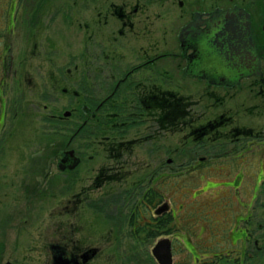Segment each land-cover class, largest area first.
<instances>
[{
    "label": "flooded vegetation",
    "instance_id": "obj_1",
    "mask_svg": "<svg viewBox=\"0 0 264 264\" xmlns=\"http://www.w3.org/2000/svg\"><path fill=\"white\" fill-rule=\"evenodd\" d=\"M90 1L99 4L95 21L86 19L87 13L81 14V19H76L85 36L83 59L80 61V88L75 90L71 86L61 90L70 100L80 97V108L65 111L69 115L63 119L67 120V131L72 136L55 166L69 182L84 180L85 185L73 194V199L68 201L69 206L73 201L82 202L99 214L102 218L101 226L94 246L88 245L86 238L72 236L75 228L72 221H53L51 228L57 235L36 237L34 263L92 264L99 261L104 243H133L145 248L154 244L153 251L151 246L149 251L153 252L158 263L172 264L171 243L173 240L180 241L183 238L182 229L189 228L179 218V210L174 206L182 198L179 191L181 186H176V199H173V194L168 196L167 179L173 175H168L167 165L172 160L166 159L164 164L153 170L151 149H147L146 145L150 146L158 138L165 139L167 131L186 130L194 143L206 148L204 138H209L222 127H233L230 130L233 136L231 141L236 144H241L242 138L251 141L232 157L208 155L214 162L222 159L246 162L251 157L249 153L256 148L263 150V156L264 141L257 144L252 141L259 137L258 131L233 125L232 117L225 113L213 116L209 110L213 108L210 103L195 119L192 111L202 106L201 100L227 98V95L233 94L231 91L242 88L248 81L262 89L264 21L246 6L233 5L205 10L202 5L205 0H195L189 4L187 19L179 25L174 38L175 46L153 53L150 44L137 48L130 45L131 37L132 41L139 39L145 43L147 34H150L151 18L142 17L144 11L139 12V7L132 8L127 0H108L107 3L106 0ZM255 2L260 5L263 0ZM177 3L179 8L186 7L182 0H177ZM11 16L13 19L14 13ZM5 30L6 39L2 41L0 51V122L5 111V87L9 79L7 64L10 28ZM77 69L75 66V71ZM72 72L70 68L65 70L68 75ZM216 95L219 97L215 98ZM78 110L79 119L73 121L71 118ZM89 129L94 130L95 136L98 133L101 135L102 139L98 140L97 146L102 148L105 157L103 161L96 160L83 177L80 170L88 166L94 157L85 159L77 155V150L71 145L73 140L85 133L89 136ZM141 145L148 152L144 173L139 174L140 168H137L136 158H132V154L133 148ZM200 160H205V157ZM262 175L260 177L264 180V172ZM174 176L178 178L182 174ZM242 179L243 175L239 174L236 181L229 183L231 188L224 186L227 184L222 187L230 189V195L234 196L231 193L236 191L235 194L239 196ZM257 191L255 185L250 200L253 201ZM246 204L235 208L227 204L219 206L216 212L227 217L221 221L227 222L231 231L229 235H223L225 232H222L217 239L228 243L230 248L225 247V252L219 254L213 252L212 258L227 257L240 244L235 263L242 264L246 258V245L258 244V240L253 239V206L251 203L250 208H247ZM0 220L2 228L9 227L7 215ZM3 230L0 231V237ZM184 241L189 247L182 246V249L191 254L194 261L198 250L189 238ZM2 242L7 244L4 240ZM2 264L15 263L6 260Z\"/></svg>",
    "mask_w": 264,
    "mask_h": 264
},
{
    "label": "rangeland",
    "instance_id": "obj_2",
    "mask_svg": "<svg viewBox=\"0 0 264 264\" xmlns=\"http://www.w3.org/2000/svg\"><path fill=\"white\" fill-rule=\"evenodd\" d=\"M127 1L132 8L139 7V12L144 11L142 17L150 16L152 22L145 43L139 39L132 41L131 37L130 45L137 48L150 44L153 53H160L161 50H169L175 46L174 38L179 25L187 19L189 4L195 0H182L186 5L184 8L178 7L177 0ZM255 1L205 0L202 5L205 10L233 5L246 6L264 21V0L260 5ZM91 2L0 0V51L1 43L6 39L5 29L10 28L7 64L9 79L5 87V111L0 122V219L7 215L9 227L2 228L0 225V231L4 229L3 236L0 237V264L6 260L15 264H35L36 237L57 235L51 228L53 221H72L75 225L72 236L86 238L88 245H96L94 241L99 235L102 218L82 202L72 200L70 206L68 202L85 185L84 180L69 182L55 166L72 136L67 131V120L63 119L66 117L65 111L80 108V97L70 100L61 90L71 86L75 90L80 88V61L83 59L85 36L76 19H81V14L87 13L86 19L95 21L99 4ZM11 13H14L13 19ZM88 16L91 18H87ZM257 34L259 37L260 34ZM261 53L264 56V50ZM75 66L78 67L76 71ZM66 68L73 70L72 74H66ZM231 92V96L227 95L222 100H201L202 106L195 111L193 108V119L198 113L204 112L210 103L213 108L209 110L213 116L221 113L231 116L233 125L258 131L259 137L252 140L254 143L263 142L264 84L261 89V86H253L248 81L242 88ZM218 97L216 95L215 98ZM79 116L78 110L71 119L78 120ZM232 128L222 127L209 138H204L206 148L194 143L186 130L167 131L165 139L158 138L150 146L146 145L147 149H151L153 170L164 164L166 159L172 160L167 165L168 175H173L167 179L168 196L173 194V199H176V186H181L179 191L182 198L174 206L179 210V218L189 228L182 229L183 238L180 241L173 240L171 243L172 264H237L235 258L240 252V244L227 257L212 258L213 252L219 254L225 252V247L230 248L228 243L217 239L222 232H225L223 235H229L231 228L227 222L221 221L227 217L224 218L222 213L216 211L223 204L235 208L243 203H247V208L252 203L251 222L255 226L253 239H257L258 244L246 245V258L242 264H264V180L261 179L264 172V154L261 156L263 150H253L246 162L227 159L214 162L208 156L232 157L251 141L245 138L241 139V144L231 141ZM101 139L99 133L95 136L94 130L89 129V136L85 133L73 140L71 147L77 150V155L84 156L85 159L94 157L88 166L80 170L83 177L96 160H104L105 153L97 146ZM145 150L144 145L133 148L132 158H136L139 174L144 173L148 152ZM202 157L205 160L201 161ZM177 173L182 176L176 178L174 175ZM239 174L243 175L238 189L239 196L235 194L236 191L231 193L234 195L232 196L228 191L230 189H224L222 185L227 184L224 186L231 188L229 183L236 181ZM255 185L258 191L252 201L250 198ZM110 187L113 185L110 184ZM231 227L234 228V225ZM186 238L198 250L194 261L192 255L182 249V246L189 247L184 241ZM3 240L8 245L2 244ZM216 240L219 243H215ZM150 246L153 251L154 244ZM150 246L145 248L133 243H104L99 261L92 264H159L153 252L150 253Z\"/></svg>",
    "mask_w": 264,
    "mask_h": 264
},
{
    "label": "water",
    "instance_id": "obj_3",
    "mask_svg": "<svg viewBox=\"0 0 264 264\" xmlns=\"http://www.w3.org/2000/svg\"><path fill=\"white\" fill-rule=\"evenodd\" d=\"M263 31H264V24H263ZM69 115V113L68 112H66L65 114H64V116H68Z\"/></svg>",
    "mask_w": 264,
    "mask_h": 264
}]
</instances>
